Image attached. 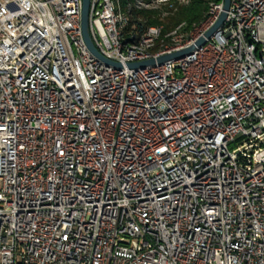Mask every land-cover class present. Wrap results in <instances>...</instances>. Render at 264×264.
I'll list each match as a JSON object with an SVG mask.
<instances>
[{
	"label": "built area",
	"instance_id": "built-area-1",
	"mask_svg": "<svg viewBox=\"0 0 264 264\" xmlns=\"http://www.w3.org/2000/svg\"><path fill=\"white\" fill-rule=\"evenodd\" d=\"M223 1L206 50L129 77L102 0L119 66L82 0H0V264H264V0L206 38Z\"/></svg>",
	"mask_w": 264,
	"mask_h": 264
},
{
	"label": "bare ground",
	"instance_id": "bare-ground-1",
	"mask_svg": "<svg viewBox=\"0 0 264 264\" xmlns=\"http://www.w3.org/2000/svg\"><path fill=\"white\" fill-rule=\"evenodd\" d=\"M105 2V6L109 9V18H113V24H111V33L119 34V40H121L120 54H131L138 62H150L153 61L149 67H158V59L170 54V52H179L184 50L185 45H191L195 42V38L201 29H206L207 20H209V11L215 9L221 0L217 3H213L209 6L207 12V18L204 23L198 27H193L192 32L186 36L181 32V26L177 27L174 31L161 37V27H153L152 39H148V28L141 34L128 33L124 35V29L127 23L125 15L120 11L118 7L119 0H102ZM184 0H179V3H183ZM170 0H149L144 2L142 0H135L137 9H157L159 5H168V9H172L170 6ZM223 8H218L215 12V20H219ZM226 15V12H225ZM78 35H82L81 28H78ZM167 40L166 44L164 41ZM206 50V42H202L197 45L194 43V52H201ZM137 64V63H132ZM148 73V66H142L138 68H124V75L129 77L145 76ZM157 94H161V97H169V86L157 87ZM259 98L261 102H264V72H261L260 85H259ZM228 171H236V163H228ZM159 176H168L167 168H159ZM20 207H27V200H20ZM122 207L130 208V200L122 199ZM64 225L73 226L72 215H64ZM66 245H73V237H66Z\"/></svg>",
	"mask_w": 264,
	"mask_h": 264
},
{
	"label": "trees",
	"instance_id": "trees-1",
	"mask_svg": "<svg viewBox=\"0 0 264 264\" xmlns=\"http://www.w3.org/2000/svg\"><path fill=\"white\" fill-rule=\"evenodd\" d=\"M149 2V0H142ZM219 0H170L172 9L168 5H159L157 9H137L135 0H119L118 7L125 15L127 24L124 35L128 33L141 34L149 27H161V37L174 31L179 25L181 32L188 36L193 27L205 22L209 6ZM166 44L167 40L164 41Z\"/></svg>",
	"mask_w": 264,
	"mask_h": 264
},
{
	"label": "water",
	"instance_id": "water-1",
	"mask_svg": "<svg viewBox=\"0 0 264 264\" xmlns=\"http://www.w3.org/2000/svg\"><path fill=\"white\" fill-rule=\"evenodd\" d=\"M229 4H230V0H224L223 1V9H222V13L220 15V18H219L218 22L214 25V27L205 34L206 38L211 37L213 32L219 27V25H221V23L225 19V16H226L225 12L228 10ZM89 9H90V0H82L81 30H82L83 40H84V43H85L87 49L98 60H100L106 64H109V65L119 66L116 63H113V62H110V61L104 59L94 48V45H93V43L90 39V35H89ZM202 42H203V39L199 40L196 44L199 45ZM191 50H192V48H188V49H185V50H182V51L170 54V55H166V56L159 58L157 61H158V63H162L165 61L176 60V59L182 58L183 56H185L186 54L191 52ZM152 63H153V61L137 63V64H129L128 67L138 68V67H142L145 65H150Z\"/></svg>",
	"mask_w": 264,
	"mask_h": 264
},
{
	"label": "rangeland",
	"instance_id": "rangeland-1",
	"mask_svg": "<svg viewBox=\"0 0 264 264\" xmlns=\"http://www.w3.org/2000/svg\"><path fill=\"white\" fill-rule=\"evenodd\" d=\"M118 2H119V1H118ZM183 3H185V2H183ZM178 4H180V3H178ZM179 26H180V25H179ZM179 26H178V27H179Z\"/></svg>",
	"mask_w": 264,
	"mask_h": 264
}]
</instances>
